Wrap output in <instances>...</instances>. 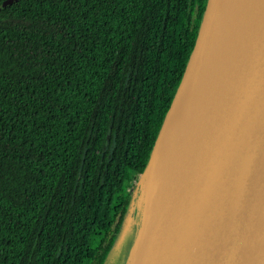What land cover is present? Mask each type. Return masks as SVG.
<instances>
[{"label":"trees","instance_id":"16d2710c","mask_svg":"<svg viewBox=\"0 0 264 264\" xmlns=\"http://www.w3.org/2000/svg\"><path fill=\"white\" fill-rule=\"evenodd\" d=\"M0 0V264H105L208 0Z\"/></svg>","mask_w":264,"mask_h":264},{"label":"water","instance_id":"95a60500","mask_svg":"<svg viewBox=\"0 0 264 264\" xmlns=\"http://www.w3.org/2000/svg\"><path fill=\"white\" fill-rule=\"evenodd\" d=\"M216 1L207 2L154 154L199 60L206 30L228 33L215 17ZM248 10L243 39L194 144L169 178L161 199L150 204L136 264H264V0H252ZM183 147L181 141L178 149Z\"/></svg>","mask_w":264,"mask_h":264},{"label":"bare ground","instance_id":"6f19581e","mask_svg":"<svg viewBox=\"0 0 264 264\" xmlns=\"http://www.w3.org/2000/svg\"><path fill=\"white\" fill-rule=\"evenodd\" d=\"M251 1L217 0L214 5L215 17L219 25L228 27V33L221 35L210 28L206 30L202 47L197 52L199 60L189 73L188 83L153 157L150 170L157 173L151 194L153 203L161 199L169 178L194 144L196 132L216 98L227 67L243 39L241 30ZM181 138H184V147L179 150L176 146Z\"/></svg>","mask_w":264,"mask_h":264},{"label":"rangeland","instance_id":"374dc122","mask_svg":"<svg viewBox=\"0 0 264 264\" xmlns=\"http://www.w3.org/2000/svg\"><path fill=\"white\" fill-rule=\"evenodd\" d=\"M181 141H184V138L178 141L176 148L180 147ZM156 174V172L153 173L149 169L135 180L130 187L132 202L108 253L105 264H136L142 250L150 218V204L153 197L151 194Z\"/></svg>","mask_w":264,"mask_h":264}]
</instances>
